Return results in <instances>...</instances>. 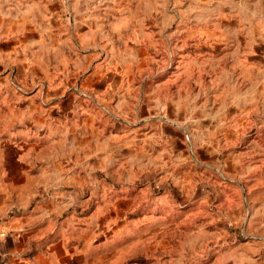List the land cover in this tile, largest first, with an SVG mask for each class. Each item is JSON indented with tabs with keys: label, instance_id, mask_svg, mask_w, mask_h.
<instances>
[{
	"label": "rangeland",
	"instance_id": "obj_1",
	"mask_svg": "<svg viewBox=\"0 0 264 264\" xmlns=\"http://www.w3.org/2000/svg\"><path fill=\"white\" fill-rule=\"evenodd\" d=\"M39 3L37 36L6 30L0 129H55L32 174L52 184L44 264H254L234 245L264 237V0ZM94 104L117 132L87 145Z\"/></svg>",
	"mask_w": 264,
	"mask_h": 264
},
{
	"label": "crops",
	"instance_id": "obj_2",
	"mask_svg": "<svg viewBox=\"0 0 264 264\" xmlns=\"http://www.w3.org/2000/svg\"><path fill=\"white\" fill-rule=\"evenodd\" d=\"M41 17L39 0H0V59L7 52L5 47L8 45V39H13V36L8 35L7 31H13L16 25L20 30L15 35V38L21 36L22 41L20 42L22 46L30 34L38 35ZM49 20L53 22V31L58 36H61V19L58 16H53ZM82 33L83 30L77 32L75 36L73 32L72 36L80 37ZM101 80L98 84L92 82L91 88L93 86L98 88L100 83L104 82L112 91L114 81L104 77ZM93 92L96 93L97 90L93 89ZM71 94L64 92L60 95L59 101H62V104L64 102L70 103L73 100ZM5 95V91H0V98L2 96L5 97ZM92 107L94 110L85 115L86 117L83 119L81 127L83 135H85L83 139L87 145L93 141L96 143L101 142L102 139H99L98 135L102 132L105 135H112L117 132V128L112 124L113 119L110 118L111 116L108 113L101 116L100 112L103 109L100 106H96V104L92 105ZM55 110L51 109L53 112L49 118L56 120L57 112ZM20 128H22V125H19L17 129H8L6 127L0 129V264H44L45 260L49 259L48 256H50L48 245L59 241V238L58 240L55 239L54 235L42 232V226L46 222L50 223L48 221V211L52 210L50 203L53 204L54 201L45 195L50 192L52 184H41L40 180L32 176V174L41 171L37 166L41 164L39 161V148L42 144L47 143L50 147L54 146L55 139L51 134L53 133L52 130L55 131V129H46L48 137L43 134L42 139L35 136L36 133L33 129ZM66 136L69 143L71 139L77 141L70 132ZM31 160L35 161L36 167L29 172L26 166L27 163L30 165ZM58 162L62 166V171L59 175L60 179L58 178L59 182H65L66 179L71 182L68 177L70 176L68 175L70 171L67 173L64 171L70 169L71 163L66 165L65 161ZM55 175L52 172V179L51 176L49 177L52 183L57 179ZM78 177L83 181V176L79 175ZM56 189H53V191L64 195L62 188L57 186ZM73 189L77 190L78 188L74 187ZM12 211H16V213L14 212L15 214L10 216L9 213ZM49 226L50 224L47 227ZM40 240H44V242L42 243ZM244 242L240 241L234 246L254 247L255 253L252 255L255 259L252 261V258L249 257L248 262L264 264V237H256ZM248 254L252 256L250 251H248Z\"/></svg>",
	"mask_w": 264,
	"mask_h": 264
}]
</instances>
